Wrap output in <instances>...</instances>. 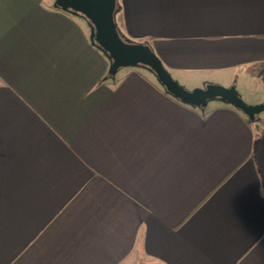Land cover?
<instances>
[{
	"label": "crops",
	"instance_id": "crops-1",
	"mask_svg": "<svg viewBox=\"0 0 264 264\" xmlns=\"http://www.w3.org/2000/svg\"><path fill=\"white\" fill-rule=\"evenodd\" d=\"M117 1L180 84L263 85L264 0ZM93 33L0 0V264H264V115L110 74Z\"/></svg>",
	"mask_w": 264,
	"mask_h": 264
},
{
	"label": "water",
	"instance_id": "water-1",
	"mask_svg": "<svg viewBox=\"0 0 264 264\" xmlns=\"http://www.w3.org/2000/svg\"><path fill=\"white\" fill-rule=\"evenodd\" d=\"M117 0H55L61 9H72L85 15L94 25V39L111 59L109 73L115 74L120 67L143 63L150 67L167 91L183 102L205 106L208 99L220 97L242 110L251 121L264 111V103H246L238 94L236 87L221 84H207L204 88L187 90L173 78L159 57L149 45L130 42L119 33L115 20Z\"/></svg>",
	"mask_w": 264,
	"mask_h": 264
},
{
	"label": "rangeland",
	"instance_id": "rangeland-1",
	"mask_svg": "<svg viewBox=\"0 0 264 264\" xmlns=\"http://www.w3.org/2000/svg\"><path fill=\"white\" fill-rule=\"evenodd\" d=\"M52 5H55V0H48ZM56 6V5H55ZM63 10H66L72 14H74L75 16H78L79 18H82L85 22H87L91 32L93 31L94 32V25L92 23V21H90L85 15H82V13H79L77 11H74L72 9H63ZM116 14V13H115ZM128 39V38H126ZM130 41V40H128ZM130 42H134V41H130ZM120 68H129V69H137V70H140L142 72H144L147 76L155 79L157 82H159V79L156 75V73L150 68L148 67L147 65L143 64V63H137V64H130V65H125V66H122ZM121 70H124V69H121ZM123 72V71H120V73ZM119 73V74H120ZM160 83V82H159ZM161 84V83H160ZM262 82H260L258 84V90H254L252 88V90L249 89V86L245 84V82L241 81L238 85V88L236 89L239 96L246 102V103H249V104H252V100L255 99V98H262L263 101H264V81H263V85L261 86ZM181 86H183L184 88H186L187 90H193V89H196V88H204L207 86V84H202V86H195V85H192V84H185V83H182L180 84ZM252 91V92H251ZM216 99H220V100H223L221 98H216ZM216 99H208L207 102H210V104H212V100H216ZM234 106V105H233ZM235 107V106H234ZM262 115H264V111H261Z\"/></svg>",
	"mask_w": 264,
	"mask_h": 264
},
{
	"label": "trees",
	"instance_id": "trees-1",
	"mask_svg": "<svg viewBox=\"0 0 264 264\" xmlns=\"http://www.w3.org/2000/svg\"><path fill=\"white\" fill-rule=\"evenodd\" d=\"M58 7V6H57ZM118 7V1L116 2V8ZM60 8V7H59ZM83 15V14H82ZM93 40H94V43L97 45V46H99L100 48H101V46L95 41V39L93 38ZM103 49V48H102ZM104 50V49H103ZM107 54V53H106ZM186 103V102H185ZM187 104H189V103H187Z\"/></svg>",
	"mask_w": 264,
	"mask_h": 264
}]
</instances>
